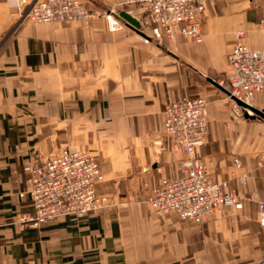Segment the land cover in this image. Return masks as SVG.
<instances>
[{
	"label": "crops",
	"instance_id": "obj_1",
	"mask_svg": "<svg viewBox=\"0 0 264 264\" xmlns=\"http://www.w3.org/2000/svg\"><path fill=\"white\" fill-rule=\"evenodd\" d=\"M34 1L0 0V264H264V119L236 111L226 91L236 32L264 49L261 0H213L201 38L171 40L116 0H84L89 23L20 21ZM198 96L209 100L199 154L243 196L200 224L144 203L186 157L164 131L166 103ZM252 105L264 110V92ZM64 147L101 162L97 192L111 206L22 224L32 166Z\"/></svg>",
	"mask_w": 264,
	"mask_h": 264
},
{
	"label": "built area",
	"instance_id": "obj_2",
	"mask_svg": "<svg viewBox=\"0 0 264 264\" xmlns=\"http://www.w3.org/2000/svg\"><path fill=\"white\" fill-rule=\"evenodd\" d=\"M264 1V0H261ZM213 0H116L121 8L140 9L146 19L157 24L164 35L199 39L208 5ZM93 12L82 0H35L25 7L20 21L46 23H89ZM264 27V16L261 20ZM243 31L236 32L228 55L232 67L230 94L236 111L241 106L234 97L250 103L255 94L264 92V49L246 45ZM207 97H183L168 101L164 108V131L172 139V148L185 154L178 177L166 176L154 186L144 203L160 214L176 212L181 218L203 223L226 205L241 206L243 196L213 175L199 154L208 135ZM239 165L238 159H235ZM105 180L101 162L89 150L64 147L32 166L28 195L33 212L23 213L24 225H41L56 217H85L111 206L107 194L97 192ZM264 206V203H262Z\"/></svg>",
	"mask_w": 264,
	"mask_h": 264
},
{
	"label": "water",
	"instance_id": "obj_3",
	"mask_svg": "<svg viewBox=\"0 0 264 264\" xmlns=\"http://www.w3.org/2000/svg\"><path fill=\"white\" fill-rule=\"evenodd\" d=\"M122 16L125 17L132 25L136 26V27H140V22L133 17L130 13H128L127 11H122L121 12ZM227 93L230 94V91L227 90ZM234 99L236 100V102L244 108L245 110V116L247 117H260L262 119H264V110L259 109L258 107L252 105L251 103H247L245 101H243L240 98L234 97Z\"/></svg>",
	"mask_w": 264,
	"mask_h": 264
},
{
	"label": "rangeland",
	"instance_id": "obj_4",
	"mask_svg": "<svg viewBox=\"0 0 264 264\" xmlns=\"http://www.w3.org/2000/svg\"><path fill=\"white\" fill-rule=\"evenodd\" d=\"M87 6H89L84 0H82ZM255 4L257 5V7H259V8H262V7H264V4L261 2V1H256L255 2ZM116 8H121V7H119V6H116ZM124 10H125V8H123ZM126 9H128V8H126ZM262 9H264V8H262ZM128 10H132V9H128ZM262 20V19H261ZM251 102H253V99L251 100ZM252 104V103H251ZM77 148V147H76Z\"/></svg>",
	"mask_w": 264,
	"mask_h": 264
},
{
	"label": "bare ground",
	"instance_id": "obj_5",
	"mask_svg": "<svg viewBox=\"0 0 264 264\" xmlns=\"http://www.w3.org/2000/svg\"><path fill=\"white\" fill-rule=\"evenodd\" d=\"M250 103H252V102H250ZM244 109V108H243Z\"/></svg>",
	"mask_w": 264,
	"mask_h": 264
}]
</instances>
